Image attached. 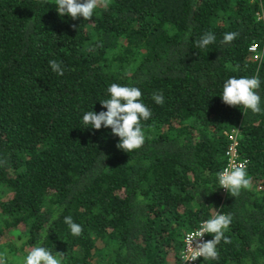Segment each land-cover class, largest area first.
I'll return each instance as SVG.
<instances>
[{
  "label": "trees",
  "instance_id": "trees-1",
  "mask_svg": "<svg viewBox=\"0 0 264 264\" xmlns=\"http://www.w3.org/2000/svg\"><path fill=\"white\" fill-rule=\"evenodd\" d=\"M264 0H109L91 20L55 0H0V254L24 264L40 245L62 264H177L185 234L218 206L233 217L218 259L264 264V112L222 101L230 77L258 75L264 108ZM215 35L207 48L196 42ZM228 32L239 35L223 43ZM257 44L262 58L249 51ZM50 60L64 68L55 73ZM112 83L141 90L152 116L144 145L117 147L106 111ZM154 92L164 103L156 104ZM238 132L251 187L222 198L217 174ZM71 216L83 233L71 234ZM56 217V219H53ZM213 239L210 234L208 240Z\"/></svg>",
  "mask_w": 264,
  "mask_h": 264
},
{
  "label": "clouds",
  "instance_id": "clouds-1",
  "mask_svg": "<svg viewBox=\"0 0 264 264\" xmlns=\"http://www.w3.org/2000/svg\"><path fill=\"white\" fill-rule=\"evenodd\" d=\"M47 3V0H43ZM57 12L63 16L69 15L72 19L83 17L85 20H91L98 7H107L109 0H55ZM239 34L237 32H228L223 36V43H231ZM215 35L211 32L205 33L197 42V47L203 49L215 42ZM51 69L60 76L64 74V68L56 60H50ZM261 81L258 75L251 77H230L223 83L222 101L229 106H243L251 110L254 114L264 112L261 107V96L258 89ZM107 92L109 99L100 101L106 111L90 110L83 114V123L92 129L99 130L101 127L111 128L114 135L120 138L117 147L126 152H132L141 148L145 143V132L141 121L148 120L152 116L151 110L142 102V92L134 86H121L112 83ZM152 99L156 104L164 103L162 93L154 92ZM247 162L225 168L217 174L218 183L221 188L227 189L232 196H238L241 190L251 187V180L248 177ZM56 219V217H53ZM233 217L230 213L225 214L217 211L216 214L207 220L201 222L198 229L185 234L184 242L187 245L189 256L186 261H194L198 257L205 260L218 259L219 252L217 245L223 240L224 243H231L225 232L229 230ZM64 223L67 224L74 236H80L83 228L80 224L73 221L71 216L64 217ZM211 234L213 239L203 241L205 234ZM63 253L53 255L47 248L37 245L27 253L24 264H62ZM0 264H6L4 254H0Z\"/></svg>",
  "mask_w": 264,
  "mask_h": 264
},
{
  "label": "built area",
  "instance_id": "built-area-1",
  "mask_svg": "<svg viewBox=\"0 0 264 264\" xmlns=\"http://www.w3.org/2000/svg\"><path fill=\"white\" fill-rule=\"evenodd\" d=\"M256 17H257V20L260 21L263 25V40H264V6H261V8L257 11ZM249 51L253 53V56L256 60L262 58V56H263V53H260V49L258 48L257 44L251 45L249 47ZM224 133L229 138V143H228V146H227L226 151H225V158H226L225 164H226V166L224 167V169L229 168L231 166L238 165V164L245 162V161L247 162V159H240V156H239V149H238V137H239V135H238L237 130H232L229 133H227V132H224ZM248 165H249V163H247L246 168L248 167ZM227 193H228L227 189L220 187V194H221L222 198ZM217 211L225 213L222 210V206H218L217 209L215 210L214 214L212 215V217L216 214ZM209 237H210V234L206 233L203 237V241H207L209 239ZM183 243H184V245H183L184 247H183L182 255H181L180 259L178 260L177 264H200L203 257H198L194 261H186L185 257L189 256L190 253L187 252V245L185 244L184 240H183Z\"/></svg>",
  "mask_w": 264,
  "mask_h": 264
}]
</instances>
